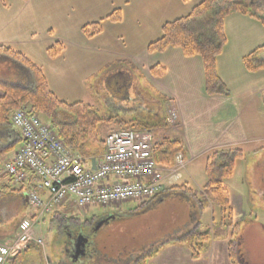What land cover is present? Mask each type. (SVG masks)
Listing matches in <instances>:
<instances>
[{
    "label": "crops",
    "instance_id": "0c3cea01",
    "mask_svg": "<svg viewBox=\"0 0 264 264\" xmlns=\"http://www.w3.org/2000/svg\"><path fill=\"white\" fill-rule=\"evenodd\" d=\"M35 1L36 3L34 0H21L15 13L0 11V45L11 48L23 46L19 52L42 68L49 87L61 100L69 103L83 101L95 107L94 101L103 97L109 105L110 113L123 111V115L109 114L108 118L112 119L109 121L113 126L110 124L106 129L104 138L108 132L120 128L124 122L140 118L149 123L155 137L179 136L187 149L188 165L196 160L202 161L204 157L207 159L208 154L217 148L241 145L244 148L248 144L264 143V136L248 134L239 114L234 117L237 110L231 97L225 94H206L204 64L200 57H187L181 49L175 47L161 53L148 51V44L160 37L161 29L156 31L154 38L149 40L146 37L142 40L138 48L136 46L139 42L126 40L125 44L129 45L130 48L127 47L130 50L125 54L124 59L128 57L125 64L97 77L95 89L92 90L90 80L97 76L101 69L95 73L94 65L102 52H110L106 45L111 43V39L107 35L105 38L108 40L99 39L104 34L103 27L100 33L90 36L84 31V26L98 21L105 23L106 16L111 12L108 10L107 15L99 13L101 2L97 0ZM105 1V9L109 8V5L110 9L120 5L116 2L108 4L109 0ZM194 1L198 4L202 0ZM7 3L8 0H5L1 5L8 9ZM142 12L138 16H142ZM239 14L227 17L225 32L227 34V27L232 22L246 21L244 27L236 26L235 30L250 34L251 39L246 37L243 43H254L247 50H242L246 56L264 44V36L261 35V26L264 28V25L254 17ZM252 26H256L257 32L252 30ZM59 29H64L66 34L71 36H65L64 32L59 34ZM37 31L46 33V38L38 39ZM136 31L134 27L130 29L131 33ZM64 37H70L69 41ZM57 41L64 44V50L53 58L47 49ZM0 63L3 64L0 66V84L22 89L34 87L33 75L28 68L3 54H0ZM108 63L104 64L105 67ZM155 66L164 68L165 73L153 75L151 69ZM72 74L81 81L84 94L88 95L87 102L71 98L75 95L70 89L71 83H68ZM83 81H87V84ZM59 82H65L64 86ZM64 88L69 90L62 91ZM2 95L0 88V97ZM166 99L178 111L177 131H169L163 124ZM200 103L215 106L214 115L209 119L211 125L201 130L191 124L192 120H200L203 124L206 123L205 120L208 121L209 115L201 108ZM233 124H236V128ZM22 144L20 131L12 121L0 124V151L3 152L0 157V264H9L8 260L12 256L6 260L4 252L17 241L22 226L29 219L33 220L32 230L35 237L41 238L43 245H38L32 240L27 247L19 250L17 254L23 255V264H264V249H258L260 244L257 241L264 238V224L259 222L258 216L253 213L257 200L264 201V188H253L248 181V173L256 167L261 169V163L246 165V175L243 178L248 184L246 194L232 192L228 187L234 220L240 223L243 221V232H240L239 240L252 260L242 258L240 251L237 252L236 258L232 259L226 238H213L200 258L194 259L186 242L187 237L197 231H207L213 227V220L221 217L219 209L212 203L206 205L201 202L205 198L203 187L207 183V177L204 182H198L196 176H192L193 185L189 182L179 185L180 180L174 184L165 182L163 189L155 196L134 201L135 208L124 207L126 202L132 201L128 200L111 206H89L83 214L72 203L66 202L42 214L29 200V194L37 188L39 178H35L33 173L28 171V179L22 185H15L5 171V163L13 158ZM243 148V158L247 160L250 153L257 152L255 150L248 153ZM102 153L91 157H99ZM200 177L203 179V175ZM40 195L45 200L49 198L46 190H40ZM154 203L164 210L162 217L130 224L125 228L119 226L114 231L105 233L104 228L112 220L126 216L131 218L133 213L138 212V208L153 207ZM93 207H102V212L88 216ZM245 216H249L247 221ZM101 220L104 222L100 224ZM44 227L49 231L48 235H44ZM135 227L142 232V236H147L140 244L137 243L138 245H133L129 238V229L134 230ZM250 230L257 231L258 234L253 238L249 237L250 234L244 235ZM80 235L87 238V241L82 245L84 253L77 255L75 244ZM259 256L262 259H258Z\"/></svg>",
    "mask_w": 264,
    "mask_h": 264
},
{
    "label": "trees",
    "instance_id": "16d2710c",
    "mask_svg": "<svg viewBox=\"0 0 264 264\" xmlns=\"http://www.w3.org/2000/svg\"><path fill=\"white\" fill-rule=\"evenodd\" d=\"M260 2L264 5V0ZM2 3H5V0H0V4ZM253 4L247 0H202L187 15L164 23L161 37L148 44V51L161 53L175 47L181 49L187 57H200L204 64L206 94L228 95L216 71L217 57L226 44L225 21L228 16L240 13L254 17L264 25V14ZM119 17V12L115 11L106 18L118 20ZM84 31L90 36L100 33L102 31L101 21L85 25ZM63 50L64 44L57 41L47 49V52L54 58L59 56ZM0 54L28 68L34 79V87L31 89L0 84L3 91L0 97V124L10 123L12 113L21 107H26L44 122L50 124L71 152L86 158L102 153L104 137L100 134V124L103 121L112 120L111 118H104L96 107L83 101L69 103L61 100L49 87L42 68L23 53L9 46L0 45ZM243 59L249 71L263 69L264 44L255 48ZM118 65L121 64L116 66ZM112 68L113 66H108L106 71ZM151 72L153 75H163L165 70L161 66H155ZM163 124L166 125V119ZM125 127L153 130L148 122L140 118L128 123L124 122L121 128ZM96 143H99V148H90ZM2 153L0 151V157ZM178 153L187 157V149L181 138L170 135L156 138L154 156L159 164L173 165ZM243 156V150L237 147L217 148L207 156L205 167L207 183L203 187L205 198L201 202L206 205L212 203L219 209L221 217L218 220L214 219L213 227L207 231H197L187 237L186 242L194 259L200 258L213 238L228 239L230 256L232 259L236 258L237 236L241 230V224L234 220L230 191L225 185V179L233 176L236 160ZM8 262L9 264H23V255L18 253Z\"/></svg>",
    "mask_w": 264,
    "mask_h": 264
},
{
    "label": "rangeland",
    "instance_id": "374dc122",
    "mask_svg": "<svg viewBox=\"0 0 264 264\" xmlns=\"http://www.w3.org/2000/svg\"><path fill=\"white\" fill-rule=\"evenodd\" d=\"M34 2L36 3L35 0ZM97 2L99 3L101 2L100 5L101 9L100 11H98L99 13L106 14L109 11L111 13L118 11L120 17L118 20H110L106 18L105 20L107 21L101 24L104 30V34H102V36L99 39L105 41V39L108 40V38L110 37L111 43L109 45H106L107 49L110 52H102L100 56L97 57V61L94 65V67L96 68H94L93 71L96 73L100 68L101 69L98 75L90 80L92 90L95 89L94 85L96 83V78L104 75L107 72L106 68L108 66H113L114 68L116 67L117 64H125V61L128 58L126 57L124 59L125 54L130 50L129 45L125 44L126 40L133 43L134 40L139 42L136 46V48H138L139 46H141L140 42H142V40H145L146 37L149 40L151 38H154L153 36L156 35L157 30L160 31L161 29V35H162V26L164 25V23L187 15L191 11V9L197 4L195 3L194 0H129V2L128 0H109L108 4H111L112 2H116V4H120V5H117L118 7H115L114 9H110L111 5H109V8L105 9V4H106L105 0H97ZM20 4H21V0H8L7 3L8 9L4 8V6L0 4V11H12L13 13H15L18 11ZM137 10H142L143 12ZM145 10H150V11H145ZM258 10L264 14V7H259ZM141 12L143 13V15L138 16ZM245 22L246 21H242V20L234 21L232 22L231 25L227 27L226 44L220 55L217 57L216 71L222 83L225 85L228 91V96L231 97V99H233L234 101L233 104L235 105V108L237 110L234 117L236 118L238 114L240 115L239 117H241L242 121L245 123L248 134H252L255 136H264V68L258 71H249L246 68L243 59L244 51L242 50H247L254 43L252 41L243 43L246 37L251 39L250 34H248L247 32L243 30H241L240 33L235 32V30L237 29L236 26L244 27ZM256 23L257 22H255V25H257ZM132 27L136 28L137 31L135 33L130 32V29ZM252 27H251L252 30L257 32L256 26H252ZM261 27L264 31L263 26ZM263 31L261 32V35L264 36ZM58 32L59 34H61V32H64L65 36H68L69 34V33L66 34L64 29L63 30L59 29ZM69 35L71 36V34ZM105 35H107L108 38H105L106 37ZM45 36L46 33H43L42 31H37L36 33V37L38 39L41 38L45 39L46 38ZM160 37H157L156 39ZM69 38L70 37H64V39H66L67 41H69ZM18 39L19 37L16 40ZM116 39L118 41H116ZM12 48L19 51L21 48H23V46L12 47ZM106 62L109 63L105 67ZM0 66H3V64L0 63ZM58 78L59 77H57V79ZM83 82H86L87 84V81H83ZM59 83L63 84L61 86H64L65 84V82H59ZM68 83H71L70 89L73 91V93H75V95L71 98H78L79 100L82 99L85 100L86 102L87 100H89L87 99L88 95L84 94L85 90H83L82 88L81 81L77 80L75 74L71 75V77L68 80ZM68 90L69 89H65V88L62 89V91H68ZM71 100H75V99H71ZM94 102H95L94 103L95 107L98 108L100 115L103 116L104 118H108L109 114H113L114 116L115 114L120 113L121 115H123V113H121L123 111L120 110L117 113H110L109 105L107 104V102H105L103 97H101L99 100ZM200 105L201 108L208 113L209 115L208 121L205 120L206 123L203 124L200 120L198 121L192 120L191 124L193 127H196L197 129L201 130L204 129V127L206 126L211 125L209 119L214 115L215 106L207 103L205 104L200 103ZM110 124L111 123L108 120L103 121L100 124L99 129L102 137L106 132V129L110 126ZM111 126H113V123L111 124ZM233 127L236 128V124H233ZM90 148L92 149L99 148V143L92 144ZM237 148L242 150L243 146L241 145V147H237ZM243 149L246 150L245 152L248 153L255 150H257V152L256 154L250 153L249 154L250 157L248 160L243 157L236 160L234 174L232 177L225 179V185L229 187V189L232 192H240L246 194L248 184L246 181H244L243 178L246 175L245 170H246V165L248 163L254 165L256 164V162L257 165L261 163V169L259 167H256L254 170L252 169V171L248 173V178H249L248 181L251 182L253 188L255 187L264 188V143L248 144L244 146ZM206 160H207L206 157H204L202 161L196 160L189 165L187 163L186 168L182 170L184 178L179 181V185H183L187 182L193 185L194 179L192 178V176H196L195 179L198 180V182H204L205 177H207V175L205 174ZM200 175H203V179L202 177H200ZM177 201L181 203V200L178 199ZM127 206L135 208L136 202L134 201L126 202L124 207ZM138 209H139L138 212L133 213L131 218H128L126 216V217L118 218L114 221L112 220L109 225L107 223L106 225L108 226L104 228L105 233L107 234L109 231H114L116 227L119 226L121 228H125L130 224H134V223L139 224L142 221L154 220L156 217H162L164 215V210H161V207L156 205V203H154L153 207L147 206L145 208H138ZM101 212H102V207H93L89 210L88 216H92L93 214H98ZM82 213L85 214V211H82ZM253 213L254 215L258 216L257 220L264 224V201L257 200ZM247 218H249V216L244 217L245 221H247ZM240 224L243 225V221H241ZM242 225H241L242 230L239 231V234L237 236L236 253L240 251V253H242V258L246 260H252V257L247 255L246 250L241 246L239 240L240 232H243ZM44 230H45L44 235H48L49 231L46 229V227H44ZM251 231L252 230H250L248 233H245L244 235L247 236L248 234H250L249 237L253 238L254 236H256V234H258L257 231H253V232ZM128 232L129 234H131V237L129 238L131 239L133 245L140 244V242L147 237V236H142V232L137 230L136 227L134 228V230L129 229ZM20 237L21 235L18 236L17 240H21L19 239ZM131 241L128 240V242ZM257 241L260 244L258 249L262 248L263 250L264 238L262 237V239ZM25 247H27V244L25 245ZM258 259H262V257L259 256Z\"/></svg>",
    "mask_w": 264,
    "mask_h": 264
},
{
    "label": "built area",
    "instance_id": "2783aa9c",
    "mask_svg": "<svg viewBox=\"0 0 264 264\" xmlns=\"http://www.w3.org/2000/svg\"><path fill=\"white\" fill-rule=\"evenodd\" d=\"M165 119L169 131L178 130L179 114L170 101L165 103ZM12 122L20 131L23 144L6 162L5 170L15 185L28 179V171L39 178L29 200L42 214L66 202L85 211L89 206L142 201L160 192L165 182H178L186 168L187 159L182 153L175 156L171 166L157 162L156 138L151 130L125 127L110 131L105 137L104 152L97 158L93 170L89 165L91 159L71 152L50 124L36 113L19 108L13 113ZM40 190L48 191V200L41 197ZM32 228L33 220L29 219L22 226L21 240L5 250V259L17 254L32 240L43 245Z\"/></svg>",
    "mask_w": 264,
    "mask_h": 264
},
{
    "label": "water",
    "instance_id": "95a60500",
    "mask_svg": "<svg viewBox=\"0 0 264 264\" xmlns=\"http://www.w3.org/2000/svg\"><path fill=\"white\" fill-rule=\"evenodd\" d=\"M92 169L95 170L96 169V158H92ZM104 222V220L100 221V224ZM87 241V238L83 237L82 235L78 236L76 239V244H75V250H76V254L78 255V253H84L82 250V245H84V243Z\"/></svg>",
    "mask_w": 264,
    "mask_h": 264
},
{
    "label": "flooded vegetation",
    "instance_id": "af4514ba",
    "mask_svg": "<svg viewBox=\"0 0 264 264\" xmlns=\"http://www.w3.org/2000/svg\"><path fill=\"white\" fill-rule=\"evenodd\" d=\"M247 1H249L250 3H254L253 5L257 6L258 8L264 6L263 3L260 2V0L259 1L258 0H247Z\"/></svg>",
    "mask_w": 264,
    "mask_h": 264
}]
</instances>
